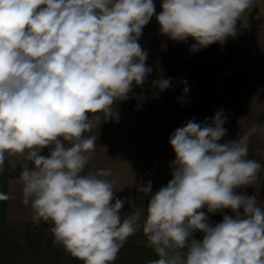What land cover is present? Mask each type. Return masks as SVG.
<instances>
[{"label": "clouds", "instance_id": "9594fccd", "mask_svg": "<svg viewBox=\"0 0 264 264\" xmlns=\"http://www.w3.org/2000/svg\"><path fill=\"white\" fill-rule=\"evenodd\" d=\"M252 3L162 0L156 19L163 35L191 38L197 52L235 37ZM154 13L153 0H0V170L6 154H26L32 167L20 175L23 203L35 224L51 221L54 242L83 264H113L139 230L158 257L146 264H264V210L237 191L261 171L248 159L260 125L224 143L222 111L177 128L169 138L172 179L154 193L151 181L137 185L150 195L146 216L137 208L121 218L126 201L104 179L110 171L82 175L96 139L83 134L99 120L89 114L116 116L113 104L129 99L152 71L138 41ZM153 83L161 92L172 86L171 78ZM204 208L234 215L214 224Z\"/></svg>", "mask_w": 264, "mask_h": 264}, {"label": "rangeland", "instance_id": "374dc122", "mask_svg": "<svg viewBox=\"0 0 264 264\" xmlns=\"http://www.w3.org/2000/svg\"><path fill=\"white\" fill-rule=\"evenodd\" d=\"M153 3L155 13L138 41L147 52L145 64L151 73L142 87L134 85L129 99L113 104L116 116L107 119L103 112L89 114L90 118L99 116L89 132L96 138L93 172L107 168L115 174L123 171L121 174H129L126 179L132 189L151 181L154 193L172 179L175 153L169 144L171 134L193 118L202 123L222 111L227 133L220 143L239 139L254 125L262 128L248 142V159L262 165L258 179L237 191L255 196L257 206L264 210V83H256L263 80L257 65L264 44V0H253L242 14L235 37L197 52L190 51L195 43L191 38L174 41L161 33L156 16L162 11V0ZM168 78L172 86L163 92L153 83ZM184 87L189 89L187 94ZM201 211L214 224L220 223L223 215H234L231 209L214 214L206 208ZM240 212L243 214L242 209ZM31 235L37 233L31 231ZM203 235L197 231L194 238L201 240ZM72 260L67 259L68 264Z\"/></svg>", "mask_w": 264, "mask_h": 264}, {"label": "crops", "instance_id": "0c3cea01", "mask_svg": "<svg viewBox=\"0 0 264 264\" xmlns=\"http://www.w3.org/2000/svg\"><path fill=\"white\" fill-rule=\"evenodd\" d=\"M259 44V43H258ZM261 44V43H260ZM262 45V44H261ZM259 55L258 72L263 80H256V83H264V44ZM91 131L85 132L84 138L91 137ZM42 155L48 156L49 149L44 148ZM93 155L85 166L82 175L94 173L92 169ZM32 167L31 162L24 155H8L0 170V194L8 196V199L0 200V264H68L67 259H73L71 264H83V262L73 257L64 247L54 242L51 232L53 224L51 221H41L35 224L32 220L31 204L23 203L22 183L20 175L25 167ZM108 170V168H107ZM92 171V172H91ZM105 179L112 182L114 195L126 201L121 209V218L127 217L137 208L145 209L149 202V196L140 197L141 193L136 188L132 189V184L123 175V171L114 173ZM128 185L129 187H124ZM144 217L141 219L143 223ZM35 231L37 235H31ZM158 259L154 251L148 247L147 238L142 230L127 238L117 255L113 264H146L149 260Z\"/></svg>", "mask_w": 264, "mask_h": 264}]
</instances>
